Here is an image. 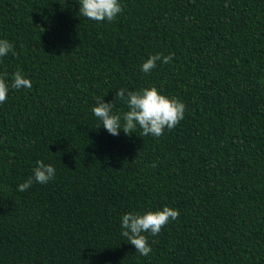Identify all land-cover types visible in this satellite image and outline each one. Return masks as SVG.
Returning a JSON list of instances; mask_svg holds the SVG:
<instances>
[{"label":"trees","instance_id":"obj_1","mask_svg":"<svg viewBox=\"0 0 264 264\" xmlns=\"http://www.w3.org/2000/svg\"><path fill=\"white\" fill-rule=\"evenodd\" d=\"M119 2L97 23L79 0H0V75L32 84L0 104V264H264V0ZM153 86L186 105L175 128L95 129L101 97L122 114L119 88ZM37 160L55 178L19 191ZM164 206L179 218L142 256L121 217Z\"/></svg>","mask_w":264,"mask_h":264},{"label":"clouds","instance_id":"obj_2","mask_svg":"<svg viewBox=\"0 0 264 264\" xmlns=\"http://www.w3.org/2000/svg\"><path fill=\"white\" fill-rule=\"evenodd\" d=\"M78 11L87 19L100 23L114 21L122 13L123 8L119 0H79ZM10 52L15 55L13 44L7 39H0V57L8 55ZM173 56L174 53L150 55L143 61L141 71L149 74L157 66L158 61L164 64L171 63ZM6 75L7 73L0 75V104L7 100L9 87L11 89H30L32 86L30 79L25 78L19 70L12 74L10 85L4 78ZM114 94L126 103L127 111L122 114H113L114 104L112 101L104 102L102 97L92 108L94 116L101 121L95 129L102 125L110 135L118 136L122 129L127 136L139 128L140 137L159 138L164 134L165 129L172 130L184 118L186 105L176 97L164 95L154 86L138 91L119 88ZM54 178L55 168L51 164L44 163L43 160H37L33 175L19 184L18 190L23 192L34 182L43 185ZM179 215L177 209L168 206L143 213H124L120 223L121 235L134 246L136 252L147 256L151 252V247L145 233L152 236L158 235L162 228L170 221L177 220Z\"/></svg>","mask_w":264,"mask_h":264}]
</instances>
